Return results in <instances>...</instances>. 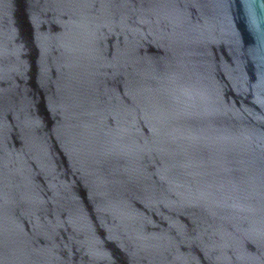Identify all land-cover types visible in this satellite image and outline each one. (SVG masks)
Returning <instances> with one entry per match:
<instances>
[{
	"label": "water",
	"instance_id": "obj_1",
	"mask_svg": "<svg viewBox=\"0 0 264 264\" xmlns=\"http://www.w3.org/2000/svg\"><path fill=\"white\" fill-rule=\"evenodd\" d=\"M0 264H264V0H0Z\"/></svg>",
	"mask_w": 264,
	"mask_h": 264
}]
</instances>
